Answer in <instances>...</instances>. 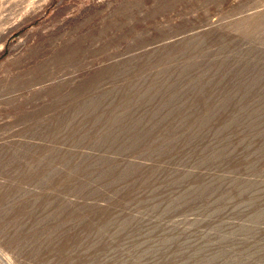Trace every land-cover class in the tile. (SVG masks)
<instances>
[{"label": "rangeland", "instance_id": "374dc122", "mask_svg": "<svg viewBox=\"0 0 264 264\" xmlns=\"http://www.w3.org/2000/svg\"><path fill=\"white\" fill-rule=\"evenodd\" d=\"M0 264H264V0H0Z\"/></svg>", "mask_w": 264, "mask_h": 264}]
</instances>
